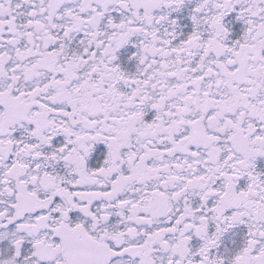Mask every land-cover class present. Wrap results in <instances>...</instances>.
<instances>
[{"label": "snow or ice", "instance_id": "snow-or-ice-1", "mask_svg": "<svg viewBox=\"0 0 264 264\" xmlns=\"http://www.w3.org/2000/svg\"><path fill=\"white\" fill-rule=\"evenodd\" d=\"M0 264H264V0H0Z\"/></svg>", "mask_w": 264, "mask_h": 264}]
</instances>
